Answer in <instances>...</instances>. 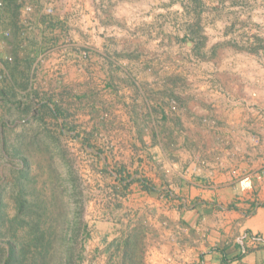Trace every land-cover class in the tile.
Returning <instances> with one entry per match:
<instances>
[{
  "label": "crops",
  "instance_id": "1",
  "mask_svg": "<svg viewBox=\"0 0 264 264\" xmlns=\"http://www.w3.org/2000/svg\"><path fill=\"white\" fill-rule=\"evenodd\" d=\"M0 2L29 44L1 91L48 102L50 133L114 173L97 236L142 228L161 260L264 264V52L234 46L264 45V0ZM43 45L46 82L19 66Z\"/></svg>",
  "mask_w": 264,
  "mask_h": 264
},
{
  "label": "rangeland",
  "instance_id": "2",
  "mask_svg": "<svg viewBox=\"0 0 264 264\" xmlns=\"http://www.w3.org/2000/svg\"><path fill=\"white\" fill-rule=\"evenodd\" d=\"M2 30L0 84L3 72L16 68L15 52L23 53L29 46L24 36ZM234 46L243 52H264L260 44ZM49 51L43 45L39 60L20 59V71L26 75L34 68V77L46 82L44 77L51 71ZM31 95L5 94L0 89V264H6L11 248L20 264H176L153 257L142 228L116 244L112 229L105 239L97 236L99 218L112 207L114 173L96 170L92 154L81 153L75 142L51 134L48 102L35 113L38 103ZM41 95L48 100L47 92ZM116 195L126 197L127 190ZM120 231L126 232L118 227L114 235ZM183 264L194 263L187 259Z\"/></svg>",
  "mask_w": 264,
  "mask_h": 264
},
{
  "label": "trees",
  "instance_id": "3",
  "mask_svg": "<svg viewBox=\"0 0 264 264\" xmlns=\"http://www.w3.org/2000/svg\"><path fill=\"white\" fill-rule=\"evenodd\" d=\"M222 254L224 256V262H227L223 252H222ZM17 263L20 264L21 262H19V259L16 256L15 249L11 248V251H10L9 257H8V259L6 261V264H17Z\"/></svg>",
  "mask_w": 264,
  "mask_h": 264
},
{
  "label": "built area",
  "instance_id": "4",
  "mask_svg": "<svg viewBox=\"0 0 264 264\" xmlns=\"http://www.w3.org/2000/svg\"><path fill=\"white\" fill-rule=\"evenodd\" d=\"M3 7V2H0V8ZM9 61H12L11 59H9Z\"/></svg>",
  "mask_w": 264,
  "mask_h": 264
}]
</instances>
